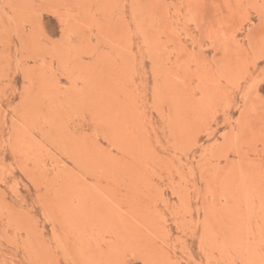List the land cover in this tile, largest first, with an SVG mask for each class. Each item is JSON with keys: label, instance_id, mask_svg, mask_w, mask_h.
Wrapping results in <instances>:
<instances>
[{"label": "rangeland", "instance_id": "rangeland-1", "mask_svg": "<svg viewBox=\"0 0 264 264\" xmlns=\"http://www.w3.org/2000/svg\"><path fill=\"white\" fill-rule=\"evenodd\" d=\"M0 264H264V0H0Z\"/></svg>", "mask_w": 264, "mask_h": 264}, {"label": "bare ground", "instance_id": "bare-ground-1", "mask_svg": "<svg viewBox=\"0 0 264 264\" xmlns=\"http://www.w3.org/2000/svg\"><path fill=\"white\" fill-rule=\"evenodd\" d=\"M42 6V5H41ZM103 6V5H102ZM43 7V6H42ZM34 9V8H33ZM67 9V8H66ZM57 11V10H56ZM34 12V11H33ZM53 13V12H52ZM60 13V12H59ZM59 15V14H58ZM60 15H61V13H60ZM104 17V16H103ZM36 25V24H35ZM8 28V27H7ZM83 30V29H82ZM127 31V30H126ZM125 31V32H126ZM125 37V36H124ZM78 38V37H77ZM130 39V38H129ZM23 40V39H22ZM26 40V39H25ZM28 42V41H27ZM25 43V42H24ZM85 44H87V43H85ZM26 46V45H25ZM98 46H99V44H98ZM97 47V46H96ZM103 48V47H102ZM122 48V47H121ZM88 50V49H87ZM119 51V50H118ZM111 53V52H110ZM40 54V53H39ZM112 54V53H111ZM126 57H127V55H126ZM126 58H124V60H125ZM109 60V59H108ZM57 62V61H56ZM73 66V65H72ZM89 66V65H88ZM65 66H63L59 61H58V68L61 70V73H63L64 75L66 74V75H69L68 73L70 72L69 70H65V68H64ZM63 69L65 70L64 72H63ZM72 69H73V67H72ZM72 69H70L71 71H72ZM67 71H69V72H67ZM101 72V71H100ZM116 72V71H115ZM72 73V72H71ZM122 73V72H121ZM42 74V73H41ZM97 74V73H96ZM101 74H102V72H101ZM70 75H72V74H70ZM100 75V74H99ZM101 76V75H100ZM44 78V77H43ZM68 78H70V77H68ZM96 79V78H95ZM106 79H107V77H106ZM58 80V79H57ZM12 81V80H11ZM71 82V81H70ZM76 83V82H75ZM106 83V82H105ZM71 85V84H70ZM96 85V84H95ZM90 87V86H89ZM76 90V89H75ZM58 91V90H57ZM79 95V94H78ZM29 96V95H28ZM59 96V95H58ZM6 100V99H5ZM10 101V100H9ZM79 125V124H78ZM83 146V145H82ZM12 150V149H11Z\"/></svg>", "mask_w": 264, "mask_h": 264}]
</instances>
